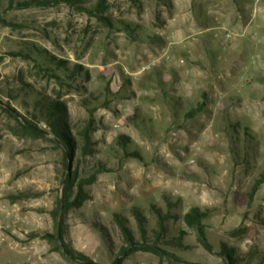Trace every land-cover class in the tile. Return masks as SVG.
Wrapping results in <instances>:
<instances>
[{
    "label": "rangeland",
    "instance_id": "374dc122",
    "mask_svg": "<svg viewBox=\"0 0 264 264\" xmlns=\"http://www.w3.org/2000/svg\"><path fill=\"white\" fill-rule=\"evenodd\" d=\"M103 16L60 4L12 8L0 22V264H80L43 236L57 232L64 149L2 108L49 130L38 94L67 104L74 132L93 114L91 153L69 161L82 177L100 171L67 214L78 252L112 264L124 242L115 214L139 236L133 208L151 233L156 205L170 213L169 236L188 232L183 260L226 264L227 246L240 264H264V183L250 199L264 175V0H108ZM77 64L87 74L72 79ZM193 206L210 212L213 253L183 221ZM123 264L175 263L139 251Z\"/></svg>",
    "mask_w": 264,
    "mask_h": 264
},
{
    "label": "trees",
    "instance_id": "16d2710c",
    "mask_svg": "<svg viewBox=\"0 0 264 264\" xmlns=\"http://www.w3.org/2000/svg\"><path fill=\"white\" fill-rule=\"evenodd\" d=\"M4 1L6 0H0V22L2 23H7L4 13L12 8L44 7L60 4H67L78 10L86 11L95 15L98 18H104L110 21V18L103 16V13L107 9L108 0H97L94 7L87 6L86 0H7L8 8L6 7L2 9V7H4ZM59 63L66 62L59 61ZM84 74L86 75L87 73L79 64L74 65L71 68L72 79ZM54 75L58 80H61V77L58 74L55 73ZM35 106L40 108L41 116L46 120V123L50 127L49 130L41 128L37 121L22 116L15 108L9 105H4L2 108L10 116L15 118L23 130L28 134L44 139H49L48 135L53 134L54 139L52 140L61 144L64 149L63 164L67 172L62 179L63 186L61 194L57 199V207L52 212L56 219L57 232L55 234L46 233L43 234V236L55 238L56 249L79 261L80 264H98L85 254L78 252L71 243H69V227L67 222L68 212L72 208L81 207L89 198L86 186L92 184L100 172L99 170H96L88 177H82L80 176L78 166L74 169L69 168L70 158L71 156H74V153L78 149L83 150V153L86 154H89L92 151V144L94 143L92 133L95 127L93 114H91L84 126L76 129L74 132V125L69 119L68 107L65 102L60 99L49 98L47 95L38 94L35 96ZM203 107L204 104L200 103L196 108H192L186 115L188 117H193L199 113ZM128 142L129 137L127 135L120 134L118 136V143L124 149H127ZM137 154V152H125V155L128 157H133ZM263 183L264 175L255 180L250 191V199H254ZM166 201L170 204L169 199L166 198ZM152 208L157 217V222L156 227L151 230V233H149L145 227L146 217L142 213V209L139 207L133 208V213L136 217L139 228V236H137L134 230L130 227L126 217L118 213L115 214L114 219L122 232L124 242L120 246L112 264H123V261L127 256L139 251L153 253L159 258L169 259L175 264H201L185 261L176 254L177 250L189 249V246L185 243V238L187 237L188 232L181 229L177 235L169 236L167 220L170 217V213L164 212L156 205H153ZM209 217V210H203L198 206L191 207L182 216L184 223L195 232L197 241L201 246L208 252L213 253L214 248L207 234L206 220ZM103 229L104 228L101 230ZM220 254L224 256L226 264H240L235 248L224 246ZM261 262H264V253L261 256ZM246 264H249V262Z\"/></svg>",
    "mask_w": 264,
    "mask_h": 264
},
{
    "label": "water",
    "instance_id": "95a60500",
    "mask_svg": "<svg viewBox=\"0 0 264 264\" xmlns=\"http://www.w3.org/2000/svg\"><path fill=\"white\" fill-rule=\"evenodd\" d=\"M70 167V166H69Z\"/></svg>",
    "mask_w": 264,
    "mask_h": 264
}]
</instances>
